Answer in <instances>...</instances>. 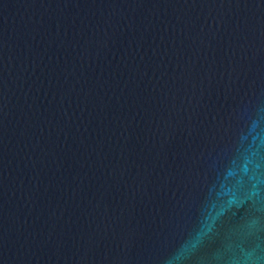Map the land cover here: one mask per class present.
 <instances>
[{"label": "water", "instance_id": "1", "mask_svg": "<svg viewBox=\"0 0 264 264\" xmlns=\"http://www.w3.org/2000/svg\"><path fill=\"white\" fill-rule=\"evenodd\" d=\"M0 264H264V0H0Z\"/></svg>", "mask_w": 264, "mask_h": 264}]
</instances>
